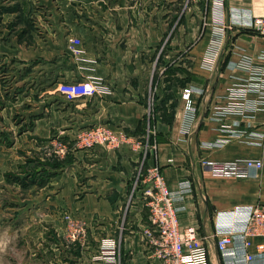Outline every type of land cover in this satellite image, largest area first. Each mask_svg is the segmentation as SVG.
<instances>
[{
  "label": "crops",
  "instance_id": "obj_1",
  "mask_svg": "<svg viewBox=\"0 0 264 264\" xmlns=\"http://www.w3.org/2000/svg\"><path fill=\"white\" fill-rule=\"evenodd\" d=\"M37 1L39 8L21 0L23 10L1 13L8 15L3 22L22 18L12 33L0 25V178L18 168L19 178L40 175L38 137L48 132L69 145L65 164L50 166L46 185L13 184L22 225L49 226L41 238L50 250L45 264H103L92 257L106 237L118 242L117 264H160L143 235L149 208L143 184H136L138 169L152 164L171 187L192 180L180 221L210 236V264H264V256L245 263L241 249L235 262L216 244L264 203V166L247 177H218L201 163L264 161V35L232 18L264 16V0ZM25 18L33 25L23 33ZM72 36L82 40L79 53L70 48ZM89 77L103 86L94 96L70 98L61 88ZM186 85L193 88L192 112L184 108ZM242 85L244 111L224 110L243 101L232 96ZM96 125L125 133L127 141L85 146L81 134ZM67 223L86 235L67 236Z\"/></svg>",
  "mask_w": 264,
  "mask_h": 264
},
{
  "label": "built area",
  "instance_id": "obj_2",
  "mask_svg": "<svg viewBox=\"0 0 264 264\" xmlns=\"http://www.w3.org/2000/svg\"><path fill=\"white\" fill-rule=\"evenodd\" d=\"M234 22L239 21L247 24L261 35H264V16H249V20L244 21V15L237 12L232 13ZM232 20V23H234ZM220 27L219 34L226 33V28L231 24ZM70 48L73 52L81 51L82 40L78 36L69 39ZM63 86V87H62ZM61 88L70 98H86L98 94L102 91L101 80L96 77H89L74 80L63 84ZM247 88L244 85L235 87L232 96L243 99L242 102L234 101L224 108L226 111H244V96ZM182 98L186 112H192L195 108L193 98V88L186 85L182 89ZM227 113V112H226ZM125 133H119L103 125L84 130L81 134V142L85 146L95 144H105L116 147L127 141ZM54 147L50 149L52 153L59 157H65L70 149L69 145L57 139ZM202 165L209 172L218 177H247L251 170L262 169L264 161L260 158L248 157L244 159L217 161L202 159ZM143 184L142 194L145 204L149 208L150 224L144 228L143 235L146 236L152 255L160 264H210L209 248L206 239L210 236H200L198 229L194 225L182 226L179 213L185 209L182 202L193 190L191 179L184 178L177 182L175 187H171L158 164H152L147 168L141 166L138 169L136 184ZM80 236L86 235V228H80ZM255 237H262V242L254 243ZM72 238H77L72 236ZM217 248L224 256L234 258L239 261L238 249L244 253V261L252 262L257 256H264V203L255 204L245 219L241 229L229 230L217 236ZM255 245L256 252H251L250 248ZM118 242L113 237L103 238L99 253L96 255V262L103 264H117L118 262Z\"/></svg>",
  "mask_w": 264,
  "mask_h": 264
},
{
  "label": "rangeland",
  "instance_id": "obj_3",
  "mask_svg": "<svg viewBox=\"0 0 264 264\" xmlns=\"http://www.w3.org/2000/svg\"><path fill=\"white\" fill-rule=\"evenodd\" d=\"M23 1L24 0H22V2ZM28 1L30 3V9H35L40 7L37 0H28ZM22 2L21 0H0V25L2 24L1 25L2 27L4 26L7 27L10 33H12L16 29L15 26L18 24V22L21 21L22 17L19 13L18 15L9 17L11 19L10 21L3 22L2 19L6 18L8 15L7 14L2 15L1 13H3L4 11L15 12L18 9L23 10L24 8L22 7ZM23 25L24 26L22 32L24 33V31L27 30V27L33 25L32 19L25 18ZM22 32L21 34H23ZM9 56H10V52H9ZM2 58H4V55L0 53V60H2ZM67 83L68 82H62V85ZM57 139H61V138L58 136H54L49 132H48V136L46 137H38V141L41 147L37 153L38 156L40 155L43 158L39 164L41 166L40 175L36 176V174H25L23 176H20L19 178L16 175L19 172V168H18L17 170L14 171H8L9 173L5 175V177L0 178V219L1 216L3 217L2 220H0V264H45L44 260H48V257L50 255V250L48 249L47 244L43 243L44 241L41 242V238L45 237L44 233L46 232V230H48L49 226L32 225L29 224L28 221H25V224L22 225L23 214L21 213L18 215L17 207L13 206L12 202L17 200L16 195H18L17 193H15L16 189L14 185L16 186L19 183L20 187L22 184V188L25 187L26 189L27 186L33 183L32 181L33 179L34 181L35 179L38 180V182H34V183L37 184L39 187L46 185L48 181L52 180L50 179L52 177L50 175H53V173L49 172L50 166L52 165V167H54L56 164L57 165L65 164L66 156L59 157L50 151V149L54 147V143H55L54 141H56ZM26 164L27 161L25 162V165ZM21 165H24V163ZM21 178H24L23 180L25 181L17 180ZM42 181L44 184L40 183ZM16 182L17 184H14ZM4 186L10 188L11 190L7 191L6 187L4 188ZM48 188H52L51 185H48ZM27 192L28 189L26 193ZM25 199L26 201L37 200V198L32 199L27 194H25ZM25 211H27L26 212L27 215L31 213V211L28 210ZM68 216L69 215L66 213L65 220L66 218H68ZM80 228L81 225L79 224L67 223L65 227V233L67 236L70 237L72 236L79 237L81 235ZM51 230L52 229L50 228V234L52 232ZM29 233H30L29 236L31 237L26 236L27 238L26 241L25 240L26 238L23 239L22 234L28 235ZM47 234L49 233L47 232ZM95 257L96 255L95 256L93 255L92 262H96Z\"/></svg>",
  "mask_w": 264,
  "mask_h": 264
},
{
  "label": "trees",
  "instance_id": "obj_4",
  "mask_svg": "<svg viewBox=\"0 0 264 264\" xmlns=\"http://www.w3.org/2000/svg\"><path fill=\"white\" fill-rule=\"evenodd\" d=\"M40 183H43V181H42V182H40Z\"/></svg>",
  "mask_w": 264,
  "mask_h": 264
}]
</instances>
